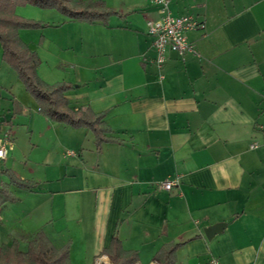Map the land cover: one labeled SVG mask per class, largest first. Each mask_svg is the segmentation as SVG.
<instances>
[{"label":"crops","instance_id":"obj_1","mask_svg":"<svg viewBox=\"0 0 264 264\" xmlns=\"http://www.w3.org/2000/svg\"><path fill=\"white\" fill-rule=\"evenodd\" d=\"M102 1L118 13L104 23L27 4L47 25L18 34L30 48L37 39L39 78L69 84L70 107L104 112L113 141L42 114L0 46V136L12 142L0 187L16 197L0 206V245L16 239L24 251L42 231L69 264H114L113 237L133 264H157L170 243H180L175 264H264V146L250 147L264 138V0H169L172 15L204 25L187 32L198 56L169 50L161 67L146 31L158 7ZM164 179L176 184L155 189Z\"/></svg>","mask_w":264,"mask_h":264},{"label":"trees","instance_id":"obj_2","mask_svg":"<svg viewBox=\"0 0 264 264\" xmlns=\"http://www.w3.org/2000/svg\"><path fill=\"white\" fill-rule=\"evenodd\" d=\"M31 4L40 8H52L63 15L86 22H106L110 16L118 14L102 0H0V46L2 59L12 67L24 88L33 96L39 111L51 121L73 127H87L95 135L97 145L113 141L108 136L104 112H94L90 108L74 109L69 106L65 92L71 87L67 83L47 84L37 74L40 59L37 53L24 43L19 29H35L43 25L39 20L24 18L15 13L17 5ZM47 25V24H45ZM9 182L18 187L30 188L28 181L20 179L12 170H6ZM16 197L6 187H0V206ZM180 243L163 245L154 255L157 264H175V250ZM105 253L114 264H133L135 251H125L120 241L113 237ZM0 264H69L67 248L57 249L42 231H38L29 241L26 250L18 247V240L0 245Z\"/></svg>","mask_w":264,"mask_h":264},{"label":"built area","instance_id":"obj_3","mask_svg":"<svg viewBox=\"0 0 264 264\" xmlns=\"http://www.w3.org/2000/svg\"><path fill=\"white\" fill-rule=\"evenodd\" d=\"M146 2L158 7L160 17L146 21L147 34L152 38L151 47L155 53L154 62L157 67H161L166 59L167 51L176 52L181 57L186 54L198 56V51L188 40L187 32L197 28H202L204 23L192 14L172 15L169 9V0H145ZM162 77V75H160ZM12 142L9 134L0 136V158L6 157L8 149ZM258 145L264 146V138L261 141H253L251 148ZM176 181L173 179H164L155 181V189L170 190ZM92 264H112L105 260L104 255H97ZM208 264H221L218 259L210 258Z\"/></svg>","mask_w":264,"mask_h":264},{"label":"rangeland","instance_id":"obj_4","mask_svg":"<svg viewBox=\"0 0 264 264\" xmlns=\"http://www.w3.org/2000/svg\"><path fill=\"white\" fill-rule=\"evenodd\" d=\"M17 7V11H16V13L18 14V15H21L22 17H24V18H27V14L31 17H34V16H38V17H40L41 16V13H37V10H31V9H33V8H29V6H27V4H25V5H17L16 6ZM15 7V8H16ZM28 7V8H27ZM34 9H36V8H34ZM40 9V8H39ZM19 11H23L24 12V14H21V13H19ZM38 17H34V18H38ZM43 26H45V24L46 23H41ZM41 28V27H40ZM35 29H39V28H35ZM26 31H27V29H26ZM37 38V37H36ZM20 39L24 42V43H26L27 44V32H23V37H20ZM31 44H33V46L36 48V44H38V42H37V39H35L34 40V42H31ZM34 47H31L32 48V50H34L33 48ZM40 65V64H39ZM19 79V78H18ZM20 81V80H19Z\"/></svg>","mask_w":264,"mask_h":264},{"label":"water","instance_id":"obj_5","mask_svg":"<svg viewBox=\"0 0 264 264\" xmlns=\"http://www.w3.org/2000/svg\"><path fill=\"white\" fill-rule=\"evenodd\" d=\"M225 223H215L212 225L207 226L204 229V234L207 239H211L217 232L221 231L224 227Z\"/></svg>","mask_w":264,"mask_h":264}]
</instances>
